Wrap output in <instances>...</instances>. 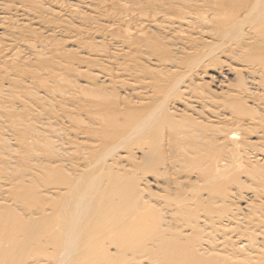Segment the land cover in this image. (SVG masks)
<instances>
[{
	"label": "bare ground",
	"instance_id": "6f19581e",
	"mask_svg": "<svg viewBox=\"0 0 264 264\" xmlns=\"http://www.w3.org/2000/svg\"><path fill=\"white\" fill-rule=\"evenodd\" d=\"M26 2L0 0V264H264V0Z\"/></svg>",
	"mask_w": 264,
	"mask_h": 264
},
{
	"label": "rangeland",
	"instance_id": "374dc122",
	"mask_svg": "<svg viewBox=\"0 0 264 264\" xmlns=\"http://www.w3.org/2000/svg\"><path fill=\"white\" fill-rule=\"evenodd\" d=\"M38 1V0H37ZM39 3V2H38ZM37 2H36V0L33 2V0H28V2H26V5H29V6H36V7H39V6H41V5H39ZM9 4H14L13 2L12 3H9ZM14 5H17V4H14ZM14 18H16V16L14 17ZM35 27V26H34ZM1 33V32H0ZM1 36V35H0ZM63 38H64V40H63ZM61 40H62V42H61ZM66 40H68V38H65V37H57V38H55V41H57L56 43V45H58V47H59V49L60 48H62L63 49V51L64 52H68V53H76L77 51H76V47H74V48H72L73 46L72 45H68V43L67 42H65ZM59 41L61 42V43H59ZM69 46V47H68ZM72 46V47H71ZM65 48H66V50H65ZM70 49V48H72L73 49V51H72V49H70V50H67V49ZM62 49H60V50H62ZM75 50V51H74ZM76 64V63H75ZM76 66V65H75ZM77 67V66H76ZM111 67H113V65H111ZM82 68V69H81ZM80 69L81 70H79L80 72H81V75H82V72H83V74H88L87 72H86V70L84 71V69H86V68H84L83 66L81 67ZM110 68V67H109ZM85 79V78H84ZM226 80H230V79H226ZM225 79H223V83L224 84H227L228 82L226 81ZM233 81V82H232ZM235 80H230L229 81V83L231 82V84H235L236 83V81L234 82ZM81 82V81H80ZM125 82H127V81H125ZM226 82V83H225ZM210 87V88H209ZM208 88L209 89H212V91H213V85L211 84L210 86L208 85ZM215 90V89H214ZM156 190V188L155 187H152V190ZM157 191V190H156Z\"/></svg>",
	"mask_w": 264,
	"mask_h": 264
}]
</instances>
